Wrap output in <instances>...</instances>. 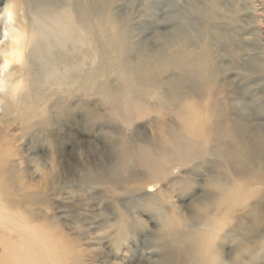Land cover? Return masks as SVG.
Instances as JSON below:
<instances>
[{
  "label": "rangeland",
  "instance_id": "1",
  "mask_svg": "<svg viewBox=\"0 0 264 264\" xmlns=\"http://www.w3.org/2000/svg\"><path fill=\"white\" fill-rule=\"evenodd\" d=\"M103 1L111 2L110 12L126 28V44L133 50L119 56L108 49L109 59L126 55L136 64L145 57L155 59L166 50L174 52L184 47V43H179L180 37L188 35L197 40L191 49L196 51L206 45L214 63L216 77L211 98L230 117L240 116L247 132L255 126L259 141L264 142V133L259 136V127L264 125V0ZM42 3H50L55 11L69 8L77 12L87 4L86 0H0V47L7 40L5 25L22 23L30 28L36 24L34 16ZM7 5L15 15L11 21L5 16ZM232 7H239V12H232ZM139 47L142 53L136 51ZM111 65L105 64V77L116 83L120 71ZM154 73L161 102L148 100L130 121L124 120L122 113L110 112L96 94L88 97V103H80L78 98L60 100L51 94L39 103L46 102L48 117H38L33 122L0 123L10 128L9 138L17 139L11 149L24 160L27 197L21 221L36 230L34 239L45 246L29 253L52 257L48 264L238 263L237 246L244 237L243 231L236 227L235 217L224 212V207L222 212L215 209L210 198L216 179L233 173L230 168H220L222 158L213 132L209 141L211 153L185 164H173L157 179L150 176L136 156L123 149L127 144L131 149L142 146L154 156L164 154L180 129L175 110L182 97L186 92L194 98L205 94V81L183 82L179 69L155 66ZM16 114L11 113V119ZM247 136L253 144V134ZM222 139L232 142L230 136ZM1 187L4 185L0 178ZM261 198L262 194H258L257 199L250 201ZM263 206L264 202L259 217L262 231ZM248 220V224L253 221ZM8 239L15 244L0 264L14 259L15 252L22 253L23 243L32 242H21L14 233L8 234ZM241 254L239 257L246 262V254ZM257 255L251 264H264V252Z\"/></svg>",
  "mask_w": 264,
  "mask_h": 264
},
{
  "label": "bare ground",
  "instance_id": "2",
  "mask_svg": "<svg viewBox=\"0 0 264 264\" xmlns=\"http://www.w3.org/2000/svg\"><path fill=\"white\" fill-rule=\"evenodd\" d=\"M86 3L78 12L69 8L55 11L50 8V3H42L36 9L34 16L36 24L30 28L22 23L17 25V21H13L16 25L9 22L7 26L5 25L4 36L7 40L0 47V63L3 56H11L19 47L22 48V53L21 59L14 61L7 73L0 69V123L33 122L38 117H46L48 114L45 109L46 102L41 105L39 103L51 94H55L60 100L78 98L77 101L80 103H88V97L96 94L109 106L110 112L122 113L124 120L130 121L143 109L148 100L161 102L154 73L155 66L181 70L183 82L193 79L205 81V94L202 98H194L187 95V92L182 97L175 110L181 122L180 129L172 140L171 147L164 154L154 156L142 146L131 149L127 144L123 145V149L136 156L150 176L157 179L168 172L173 164H185L194 157H204L211 153L209 141L212 140L213 132L217 136L219 155L222 158L220 168H230L233 173L216 179L214 192L210 197L211 203L219 212H222L224 207V212L231 213V217H235L237 221L236 227L243 231L244 237L240 238L237 246V264L253 263L259 257L257 253L264 252V231L259 228L261 221L259 217L264 202V142L259 141L255 126L247 132V127L242 124L240 116L230 117L225 108L211 98V86L216 74L211 55L207 47L205 49L206 45H201V48L195 51L191 46L197 40L186 35L180 37L179 41L184 43V47L174 52L166 50L155 59L145 57L137 64L130 61L126 55L116 60L109 59L108 49L119 56L120 53L133 51L126 44L128 35L125 33L126 28L121 27L119 19L110 12L111 2L86 0ZM7 6L5 10L11 14L13 20L15 15L12 8ZM232 9V12L238 13L240 8L232 7ZM9 31L12 32L11 36ZM121 32H124V36H121ZM20 33L23 34L21 46L14 43V36ZM136 51L142 53L143 50L139 47ZM110 63L113 65L109 67L120 71L118 74L120 78L115 79L116 83L108 81L105 77L107 67L105 64ZM17 82L20 83V87H13ZM125 84L131 85V89ZM77 92L82 94L79 95ZM262 104L264 106V98ZM261 109L264 111L263 108ZM15 112L16 116L11 119L10 114ZM256 115L255 113L254 116ZM57 116L58 114L56 118ZM9 129L7 125H0V178L4 185L0 188V261L5 260V256L13 250L15 242L11 243L8 234L14 233L21 242L24 239H32V242L23 243L22 253L21 250L15 252L14 259L3 264H48L52 257L29 253L34 248L43 249L45 246L41 241L34 239L36 230L21 221V212L27 197L25 191L27 186L24 184L22 171L24 160L19 152L14 154L11 149L12 142H16L17 139H13L14 141L10 139ZM259 132V136L264 133V125L259 127ZM250 133L253 134V144L248 140L247 134ZM226 136H230L232 142H223L222 138ZM242 159L246 161L240 162ZM258 194H262L261 200L251 202V199H257ZM211 203L205 202V205L211 207ZM250 218L253 221L248 224ZM187 248L191 249L189 246H186ZM241 253L246 254V262L239 257L243 256ZM187 254L185 253V256Z\"/></svg>",
  "mask_w": 264,
  "mask_h": 264
},
{
  "label": "clouds",
  "instance_id": "3",
  "mask_svg": "<svg viewBox=\"0 0 264 264\" xmlns=\"http://www.w3.org/2000/svg\"><path fill=\"white\" fill-rule=\"evenodd\" d=\"M5 16H6V19L11 21L12 17H11L10 13H5ZM9 35L10 36L12 35L11 31H9ZM22 42H23V34L22 33H20L19 35L14 36V43L15 44L21 46ZM21 53H22V48L19 47L11 54V56H3L2 63H0V69H2V71L4 73H7L9 71L10 65L14 61H19L21 59ZM13 87L19 88L20 87V83L17 82L15 85H13Z\"/></svg>",
  "mask_w": 264,
  "mask_h": 264
}]
</instances>
